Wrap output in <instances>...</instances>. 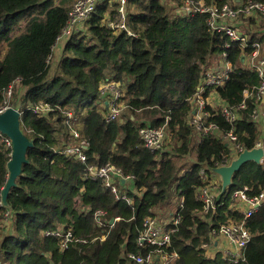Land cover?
I'll return each mask as SVG.
<instances>
[{"label":"trees","instance_id":"obj_1","mask_svg":"<svg viewBox=\"0 0 264 264\" xmlns=\"http://www.w3.org/2000/svg\"><path fill=\"white\" fill-rule=\"evenodd\" d=\"M73 1L0 0V107L12 87L9 106L19 108L20 128L33 142L8 194V205H0V264H136L126 257L128 253L144 257L153 250L137 244L144 220L158 217L172 196L183 199L182 208L177 209L181 219L168 249L177 254L179 264H264V206L246 222L252 238L243 260L208 258L202 249L212 229L230 218L241 220L239 213L228 209L229 195L243 187L251 189L250 194L264 190V164L243 165L225 193L218 191L216 211H208L203 219L199 215L202 203L196 198L197 190L212 179V169L228 162L232 154L222 139L197 140L188 125L190 100L209 58L227 51L234 69L216 90L229 107L242 103L244 90L258 86L260 80L241 65L240 48L226 49L227 37L208 29L207 16L182 12L185 0H128L126 24L133 35L115 32L107 20L116 16L117 3L106 0L65 41L51 74L49 58L67 26ZM239 1L264 4V0ZM200 2L221 8L232 0H192ZM108 78L120 86L124 106L122 117L109 122L105 108L100 107L104 98L100 87ZM245 102L232 126L219 114L208 121L224 133L233 129L236 144L251 149L259 138L250 118L255 98ZM39 104L49 107L44 116L35 112ZM68 112L75 120L67 119ZM71 123L79 140L88 142L85 163L61 153L68 145L78 144L69 133ZM164 125L169 142L162 151L152 153L138 130ZM10 153L0 140V189L8 175ZM191 153L195 161L186 169L183 159L188 160ZM106 164L133 178L126 184L131 204L116 201L100 180L87 177L88 165ZM97 211L103 212L102 225L95 220ZM111 219L117 220L107 227ZM7 221L10 224L4 228ZM60 227L87 242H72L61 250L58 239L45 235ZM101 235L105 240H100Z\"/></svg>","mask_w":264,"mask_h":264},{"label":"built area","instance_id":"obj_2","mask_svg":"<svg viewBox=\"0 0 264 264\" xmlns=\"http://www.w3.org/2000/svg\"><path fill=\"white\" fill-rule=\"evenodd\" d=\"M104 1L106 0H77L71 7L67 26L62 31L56 44L61 43L63 47L69 36L77 33L84 22L95 12L96 7ZM112 1L117 3V11L114 19L107 20V26L115 32H126L129 35H133L126 24V5L128 0ZM181 10L188 14L198 13L207 16L206 25L208 29L212 33L225 34L229 41L225 44L226 49L238 46L241 50V65L255 72L260 80L258 86L244 90V100L238 107H229L219 97L216 88L225 85L234 67L228 60L227 51L212 55L208 64L202 69L196 91L190 100L191 108L188 125L194 128L197 140L201 137L212 136L215 139H222L226 142V145L230 147L232 157L222 166H228L245 148L236 144L237 137L233 129L230 128L224 133L219 126L212 121H208V119L219 114L232 126L238 117L237 110L245 109V100L253 96L255 98V106L250 113V118L251 122L257 126L259 138L254 146L247 150L261 149L263 157L259 165L264 164V28L259 27L261 23H264V4L252 1L243 4L239 0H232L231 4H225L221 8H217L215 6H204L201 2L193 4L192 0H185ZM249 21L253 22L250 27L247 26ZM254 29L256 30L252 35L251 32ZM18 82L16 81V83ZM11 90L12 87H9L5 93V98L10 97ZM100 94L106 97V105L108 107L105 120L109 122L119 119L120 113L124 108L120 104L123 97L120 86L112 78H108L100 87ZM9 107L8 100H6L4 105L0 107V113ZM17 109L19 110V108ZM35 112H41L44 116L49 112V107L39 104ZM67 119L75 120L70 112L67 113ZM138 134L144 147L152 153L162 151L168 144L170 137L169 129L165 125L158 129L141 127L138 130ZM70 135L78 140V144L67 146L61 153L85 163L86 155L84 151L88 147V142L85 140L80 141L79 133L76 130L71 131ZM3 136L0 133V140L7 147H10V140ZM86 170L87 177L91 180H100L102 185L112 193L116 201H126L131 204V200L126 194L127 187L125 185L128 182L132 183V177L124 176L119 169L109 164L100 167L88 165ZM200 175L204 182L203 171L200 172ZM214 175L217 176L212 172V178ZM206 182L207 184L199 188L196 193L197 200L202 203V211L199 213L202 219L208 211L212 213L216 211L217 204L214 198L219 194V192L216 193L217 185L221 186L220 182L217 184L211 178ZM129 189L133 190L134 188ZM251 192V189L243 187L229 195L228 202L226 201L228 209L239 213L242 218L240 221L230 218L225 223L220 224L217 229L210 231L209 241L202 246L206 257L213 258L219 255L221 259L232 263H237L244 259L246 247L252 238V234L246 227V222L264 206V190L254 194H250ZM0 205L2 206L1 202ZM182 206L183 199L179 202L177 209L182 208ZM177 209L174 212H165L163 216L147 217L137 238V244L138 246L152 247L153 250L147 252L144 257L132 253H128L126 257L136 264H152L154 261H159L160 264H179L177 262V254L168 252L171 247V235L176 231L181 219ZM94 215L99 225L104 224L101 221L103 212L97 211ZM106 224L107 227H112L114 222L113 224H109V222ZM45 235L58 239L61 250L67 249L72 242H87L85 239L75 238L70 229L62 230L61 227L56 231L46 232ZM100 240H105V235H101Z\"/></svg>","mask_w":264,"mask_h":264},{"label":"water","instance_id":"obj_3","mask_svg":"<svg viewBox=\"0 0 264 264\" xmlns=\"http://www.w3.org/2000/svg\"><path fill=\"white\" fill-rule=\"evenodd\" d=\"M20 118L21 112L13 107H9L0 113V133L10 140L11 150L9 160L6 164L8 175L4 186L0 189V202L5 207L8 205L7 197L10 189L15 187V181L21 174L22 166L27 163V150L33 146V142L26 138L20 128ZM262 157L263 151L261 149H245L228 166L213 168L212 172L220 179V195L225 193L226 189L231 186L232 176L243 165L249 162L259 165ZM113 222L114 220L111 219L109 224H113Z\"/></svg>","mask_w":264,"mask_h":264},{"label":"rangeland","instance_id":"obj_4","mask_svg":"<svg viewBox=\"0 0 264 264\" xmlns=\"http://www.w3.org/2000/svg\"><path fill=\"white\" fill-rule=\"evenodd\" d=\"M77 0H74L73 1V4L76 2ZM112 2H114V1H112V0H110L109 1V3H112ZM73 4H72V6H73ZM109 7H110V5H109ZM104 16L106 17V20L109 18V13L108 12H106L105 14H104ZM263 24L264 23H261V27L263 26ZM263 28V27H262ZM59 44H61V43H59ZM53 57H54V55H53ZM53 61V58L51 59V61H50V63ZM51 65H52V63H51ZM52 70H54V68H52ZM21 95H22V93H19L18 94V96L19 97H21ZM11 98H13L12 96H11ZM10 97H6V100H8V101H10V99H11ZM11 101H12V99H11ZM10 101V102H11ZM121 105H122V103H120ZM100 107L101 108H105V114H107V112H108V107H107V105H106V97H104L102 100H101V103H100ZM122 111H123V109H122ZM122 111H121V115H120V117H119V119L122 117ZM118 119V120H119ZM68 126H69V128H70V131H69V133H71V131H75L74 130V128H73V124L71 123V124H68ZM223 142H225V141H223ZM226 143V142H225ZM69 146V145H68ZM194 161H195V156H194V153H191L190 155H189V157H188V160H186V158L185 159H183V163H182V165H184V164H186V169H188L193 163H194ZM213 181L215 182V183H219L220 182V179H219V177L218 176H213ZM217 190H216V193L220 190V188L219 187H221L219 184L217 185ZM176 200H177V197L176 196H172L171 197V202H169L165 207H162V208H160V213L157 215L158 217L160 216V215H163L165 212H169V211H171V210H173L174 209V202H176ZM169 205V206H168ZM167 208L169 209V210H167ZM159 211V210H158ZM10 224V222L9 221H7L6 222V224H4L3 223V227L5 228H7V225H9Z\"/></svg>","mask_w":264,"mask_h":264},{"label":"crops","instance_id":"obj_5","mask_svg":"<svg viewBox=\"0 0 264 264\" xmlns=\"http://www.w3.org/2000/svg\"><path fill=\"white\" fill-rule=\"evenodd\" d=\"M62 45L61 44H56V46L54 47V49H53V53H52V56H51V58H50V60H49V62L51 61V59L53 58V61L51 62L52 63V65H51V74H53V72L55 71V68L57 67V65H58V62H59V60H60V58H61V56H62ZM53 55H54V57H53ZM50 63V64H51ZM52 68H54V70H52ZM126 186V185H125ZM130 188H132V187H130ZM182 200V199H181ZM181 200H176V202H174V203H178L177 205H175L174 206V209L173 210H171V212H174L177 208H178V206H179V202L181 201ZM164 215V214H163ZM162 215V216H163Z\"/></svg>","mask_w":264,"mask_h":264}]
</instances>
